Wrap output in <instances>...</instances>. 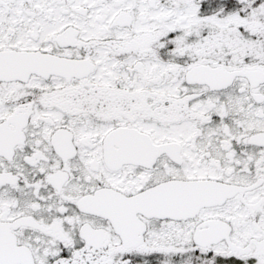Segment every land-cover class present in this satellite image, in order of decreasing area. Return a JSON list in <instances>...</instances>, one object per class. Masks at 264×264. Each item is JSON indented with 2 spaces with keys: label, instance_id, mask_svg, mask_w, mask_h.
<instances>
[{
  "label": "snow or ice",
  "instance_id": "snow-or-ice-1",
  "mask_svg": "<svg viewBox=\"0 0 264 264\" xmlns=\"http://www.w3.org/2000/svg\"><path fill=\"white\" fill-rule=\"evenodd\" d=\"M0 264H264V0H0Z\"/></svg>",
  "mask_w": 264,
  "mask_h": 264
}]
</instances>
